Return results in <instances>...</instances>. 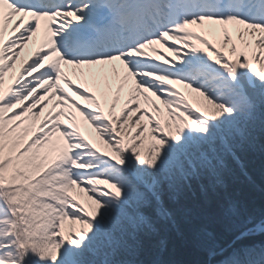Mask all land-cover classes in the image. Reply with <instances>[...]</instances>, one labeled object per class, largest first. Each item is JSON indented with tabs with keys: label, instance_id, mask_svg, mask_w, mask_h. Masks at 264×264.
I'll return each instance as SVG.
<instances>
[{
	"label": "snow or ice",
	"instance_id": "1",
	"mask_svg": "<svg viewBox=\"0 0 264 264\" xmlns=\"http://www.w3.org/2000/svg\"><path fill=\"white\" fill-rule=\"evenodd\" d=\"M257 147L264 0H0V264H264Z\"/></svg>",
	"mask_w": 264,
	"mask_h": 264
},
{
	"label": "trees",
	"instance_id": "2",
	"mask_svg": "<svg viewBox=\"0 0 264 264\" xmlns=\"http://www.w3.org/2000/svg\"><path fill=\"white\" fill-rule=\"evenodd\" d=\"M241 164L246 169L247 175H242L240 167L233 163V173L229 180V190L243 203L247 215L260 218L264 216V150L257 147L242 155ZM193 195L198 196V192ZM175 207V205H173ZM193 225L185 216H180L175 227H168L162 236L169 242V248L174 258L197 261L201 259L195 249L189 248L180 238L186 236ZM221 243H228L232 239V232L226 224L213 225ZM259 239V237H258ZM155 244L156 242H151Z\"/></svg>",
	"mask_w": 264,
	"mask_h": 264
},
{
	"label": "rangeland",
	"instance_id": "3",
	"mask_svg": "<svg viewBox=\"0 0 264 264\" xmlns=\"http://www.w3.org/2000/svg\"><path fill=\"white\" fill-rule=\"evenodd\" d=\"M179 88H180L182 91H184V89H183V87H182L181 85H179ZM157 103H159V102L157 101Z\"/></svg>",
	"mask_w": 264,
	"mask_h": 264
}]
</instances>
